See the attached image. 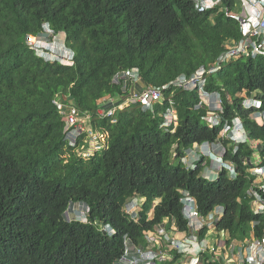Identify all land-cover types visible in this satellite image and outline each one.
Here are the masks:
<instances>
[{
	"label": "trees",
	"instance_id": "16d2710c",
	"mask_svg": "<svg viewBox=\"0 0 264 264\" xmlns=\"http://www.w3.org/2000/svg\"><path fill=\"white\" fill-rule=\"evenodd\" d=\"M240 9V0L204 10L198 0H0V264H116L124 236L145 246V233L157 225L168 229L174 221L186 231L181 190L202 215L224 207L217 228L238 239L248 235L258 218L246 195L256 153L264 166V124L254 118L264 110V54L233 56L205 72V89L220 98V109L212 108L219 122L212 126L198 88L174 84L208 69L229 39L242 37L232 16ZM43 24L65 33L61 52L71 53L68 61L51 62L29 45V35L46 36ZM133 68L138 82L124 87L122 79L113 80ZM150 85L162 88L152 110L131 103L112 117L96 114ZM57 96L90 114L92 129L107 133L104 149L85 159L64 139ZM247 96L261 102L258 111L243 107ZM170 110L174 121L163 125ZM236 117L248 139L234 152L220 134ZM217 141L235 178L226 167L214 180L205 178L212 165L206 155L194 168L182 162L193 145ZM136 196L145 201L130 216L123 205ZM70 201L89 206L87 221L65 218ZM98 224H110L114 234ZM262 232V224L255 226L257 236ZM170 253L172 259L159 264L182 256ZM203 256L198 264H220Z\"/></svg>",
	"mask_w": 264,
	"mask_h": 264
},
{
	"label": "built area",
	"instance_id": "2783aa9c",
	"mask_svg": "<svg viewBox=\"0 0 264 264\" xmlns=\"http://www.w3.org/2000/svg\"><path fill=\"white\" fill-rule=\"evenodd\" d=\"M241 9L238 13L232 16L239 21L242 37L239 39H229L224 46L223 51L217 57L216 61L208 69L200 68L195 74L190 77L180 76L174 84L182 86L184 89L192 90L198 88L201 100L204 104L220 109V98L218 94H211L205 89V72H213L220 68V65L229 61L233 56L248 54L255 56L264 54V0H240ZM221 0H198L202 10L207 9ZM29 45L38 51L36 37L29 35ZM249 48L251 50H249ZM53 53H48V59L57 61L58 59L68 61L70 55H62L53 57ZM55 53L58 54L57 51ZM124 81V87L128 84H134L140 80V75L135 70H126L118 72L113 80ZM170 84V83H169ZM167 84L165 87H168ZM213 95V96H212ZM162 96V88L155 86H147L139 91L131 90L128 97L124 98L118 105H114L108 109L100 106L96 114L100 117H112L117 109L122 107V104L139 103L142 110H152L153 104L159 102ZM218 99V101H216ZM64 122V139L72 146H76L75 150L82 158H89L94 152L104 149L107 146V133L95 131L89 123L91 115L81 113L76 106L70 103H63L60 97L57 96L53 101ZM114 102V101H113ZM246 106H250V102H246ZM212 116L208 115V120L211 126L218 122L216 112H212ZM115 121V120H112ZM165 125V123H164ZM168 126V125H166ZM240 121L235 120L232 124L224 126L221 132V138H227L235 144L244 140L240 134ZM83 137V138H82ZM82 138V143L80 140ZM243 138V139H242ZM87 144V146L85 145ZM202 155L213 156L218 162V170L226 167L231 178L236 177V169L233 165L228 164L224 158L225 148L221 141L217 143L204 142L198 145V151ZM193 150H189L187 156ZM236 148H234V152ZM217 152V154H215ZM186 158V157H185ZM183 158V162H185ZM255 163L249 169L253 175V179L246 191L247 198L250 201L251 211L255 218L250 222V230L247 236L242 239L234 238L226 229H219L216 226L217 221L224 214L222 205L214 206L207 215H202L198 211L196 200L189 194L187 190H181V213L187 222L186 231H179L174 221L170 227L166 229L164 225H157L153 230L145 233V246L131 245L129 239L124 236V252L116 261V264H159L165 260H171V250L182 254L180 260L173 261L170 264H198L201 259L204 260V254L208 255L207 261L217 260L220 264H264V166L260 165L259 157L255 156ZM186 166H188L186 164ZM195 163L192 162V166ZM144 199V198H143ZM140 198L133 197L123 205V210L130 216H133L139 211ZM157 200L154 202V205ZM82 207V206H81ZM151 209L150 212H152ZM86 211L83 207L80 209L70 201L65 218L67 220L77 219L86 221ZM263 225L262 235L255 234V226ZM205 228L212 234L211 242L203 236L199 237V231Z\"/></svg>",
	"mask_w": 264,
	"mask_h": 264
},
{
	"label": "clouds",
	"instance_id": "9594fccd",
	"mask_svg": "<svg viewBox=\"0 0 264 264\" xmlns=\"http://www.w3.org/2000/svg\"><path fill=\"white\" fill-rule=\"evenodd\" d=\"M44 26L46 25V24H43ZM46 28H47V31H46V36H43V37H46L47 39H48V36H52V39L51 40H49V41H51V42H53L54 40L55 41H57L56 40V37L60 34V33H63L64 34V37H63V40H61V41H58V46H59V48L62 50L63 49V47H64V43H65V33L63 32V31H59V32H57V33H55L52 29H50V28H48V26L46 25L45 26ZM45 28V29H46ZM50 47H47L46 49H45V51H44V49L42 50V52H40V53H37V54H39V55H42V53H46L44 56H45V58L47 59L48 58V53H49V51H50ZM64 50V49H63ZM69 52V51H68ZM62 55H64V54H62ZM69 55L71 56V53L69 52ZM51 61V60H50ZM51 62H55V61H51ZM129 70H135V71H137V69H135V68H133V69H129ZM138 72V71H137ZM139 74V73H138ZM207 91V90H206ZM209 92V91H208ZM211 94H218V93H214V92H210ZM219 95V94H218ZM213 96V95H212ZM250 102V106H246V102ZM204 104V103H203ZM206 105V104H205ZM213 105V104H212ZM209 106V109H210V111L209 112H214L213 110H212V108H214V105L213 106ZM242 105H243V107H245V108H250V109H252V108H254V109H256V111H258V109H259V107L261 106V102L259 101V100H257V99H255L254 97H252V96H247V97H245V99L243 100V102H242ZM208 106V105H207ZM118 110V109H117ZM173 117H174V115H173ZM254 118H256V120H258L259 119V121H260V123L259 124H264V110L263 111H259L258 112V115L257 116H255ZM235 120H239L240 121V131H238V134H240L242 137H244V140L243 141H241V142H239V143H237V144H235L233 141H231V140H229V143H230V145H232V148H233V150H234V148H236L237 149V146L240 144V143H242V142H245L247 139H248V135H247V132H246V130H245V127H244V125H243V123H242V120L239 118V117H236V118H234L233 120H232V122L233 121H235ZM172 122H173V120H172ZM171 122V123H172ZM218 122H219V120H218ZM232 124V123H231ZM224 129V128H223ZM221 137V136H220ZM243 139V138H242ZM218 142V141H217ZM216 142V143H217ZM208 143V142H207ZM210 144H212L211 142H209ZM224 146V145H223ZM255 146V145H254ZM224 148H225V146H224ZM193 150V149H192ZM193 151H195L196 153L197 152H199L198 151V145L196 146V149L195 150H193ZM225 152H226V148H225ZM225 152H224V154H225ZM236 152V151H235ZM215 154H217V152H215ZM258 155V154H257ZM206 156H208V158L210 159V161H211V163H212V166L213 165H218V162L216 161V159L213 157V156H209V155H206ZM256 157H258V156H256ZM185 158V157H184ZM186 158H187V155H186ZM223 158H224V155H223ZM254 158H255V155H254ZM182 162H183V160H182ZM195 162V161H194ZM184 163V162H183ZM185 164V163H184ZM186 165V164H185ZM214 169V168H213ZM215 170H217L218 171V166L217 167H215ZM213 171V170H212ZM214 172V171H213ZM215 174V177L217 176V174L216 173H214ZM137 197V196H136ZM138 198H140V197H138ZM141 199H143V198H140V200ZM82 203V204H81ZM81 204V205H80ZM76 207H78V208H82L83 207V210L84 211H86V214H85V217H86V219H87V214H88V211H89V206L85 203V202H83V201H80L77 205H75ZM82 206V207H81ZM86 207H88V210H86L85 208ZM77 220V219H76ZM79 221H81V220H79ZM87 221V220H86ZM83 222H85V221H83ZM98 227L100 228V230H102L103 232H105V233H108V234H114V229L111 227V225L110 224H98Z\"/></svg>",
	"mask_w": 264,
	"mask_h": 264
},
{
	"label": "rangeland",
	"instance_id": "374dc122",
	"mask_svg": "<svg viewBox=\"0 0 264 264\" xmlns=\"http://www.w3.org/2000/svg\"><path fill=\"white\" fill-rule=\"evenodd\" d=\"M63 37H64V34L63 33H60L57 37H56V40L57 41H53V42H51V41H49L46 37H36V42L35 43H37V46H38V51H37V53H40V52H42V50L43 49H46L47 47H50L51 49H50V51H49V54L50 53H52V52H54L53 53V57L55 58V57H60V56H62V52H61V49H59V46L57 45L58 44V41H61V40H63ZM55 51H57L58 52V54L57 53H55ZM62 51H63V49H62ZM46 53H42V55H45ZM52 61H54V59H52ZM118 99H117V97H115V98H113V101L115 102V101H117ZM216 101H218V99L216 100ZM124 106H128V104H122V107L121 108H123ZM173 113H174V111L173 110H170L169 112H167L166 114H165V118H166V120H165V125H169V124H171V122H172V120L174 119V117H173ZM212 112H208V115L209 116H212ZM174 121V120H173ZM258 122H260L259 121V119L257 120ZM164 125V124H163ZM253 147H255L256 148V146H253ZM190 149H193V150H195L196 149V144L195 145H193V147L192 148H190ZM237 150V149H236ZM199 152H201V150L199 151ZM199 152H195V151H192V152H190L189 153V155L187 156V158H185L184 160H185V162H186V164L188 165V166H192V162H194L198 157H200L201 156V154L199 153ZM174 155L175 154H173L172 155V159L174 158ZM255 156H258L257 155V153L255 154ZM255 163V166H257V163L255 162V160H254V157L252 158V160H251V162H250V164H254ZM217 166H219V165H213V167H217ZM210 170H213L212 169V166H208V167H206L204 170H203V173H204V177L205 178H207L208 180H211V179H215L216 177H215V174H213L212 176L210 175V174H208L209 172H211ZM214 171V173H219V171H217V170H213ZM208 172V173H207ZM144 199H141L140 201H139V210H141V208L143 207V203H144ZM155 202V201H154ZM82 204V203H81ZM80 204V205H81ZM86 210H88V207H86L85 208ZM209 230H207V232L204 234V236H205V238L206 239H208L210 242H211V240H212V234L211 233H214V231L213 232H211L210 234H209V232H208ZM244 237V236H243ZM243 237H239V239H242ZM207 255V254H206ZM159 263H161V262H159Z\"/></svg>",
	"mask_w": 264,
	"mask_h": 264
},
{
	"label": "crops",
	"instance_id": "0c3cea01",
	"mask_svg": "<svg viewBox=\"0 0 264 264\" xmlns=\"http://www.w3.org/2000/svg\"><path fill=\"white\" fill-rule=\"evenodd\" d=\"M211 166H212V165H211ZM213 168L215 169V167L212 166V169H213ZM210 171H211V172H209V173L207 172V173L210 174V175L212 176V175L214 174V172H213L212 170H210Z\"/></svg>",
	"mask_w": 264,
	"mask_h": 264
}]
</instances>
